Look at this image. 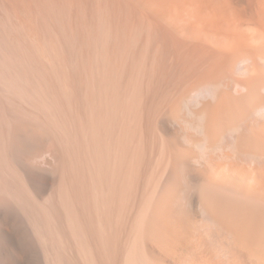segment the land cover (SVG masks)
Listing matches in <instances>:
<instances>
[{
	"label": "bare ground",
	"instance_id": "bare-ground-1",
	"mask_svg": "<svg viewBox=\"0 0 264 264\" xmlns=\"http://www.w3.org/2000/svg\"><path fill=\"white\" fill-rule=\"evenodd\" d=\"M200 211L264 264V0H0V264H214Z\"/></svg>",
	"mask_w": 264,
	"mask_h": 264
},
{
	"label": "rangeland",
	"instance_id": "rangeland-1",
	"mask_svg": "<svg viewBox=\"0 0 264 264\" xmlns=\"http://www.w3.org/2000/svg\"><path fill=\"white\" fill-rule=\"evenodd\" d=\"M174 94L170 93L168 95V97L165 98V109L168 108L171 99ZM201 98V96H198L196 94H194V96L192 95L191 97H189L190 102H188L187 104H189V106H192V104H196L199 99ZM165 114H166V110H165ZM189 114V113H188ZM165 130L169 133V135L173 136V135H181L183 137L184 135V129L182 128L181 124H179L176 120H174L172 118V120L170 119L171 117L166 114L165 115ZM181 126V127H180ZM184 143V141H183ZM168 153V152H167ZM167 161H168V165H167V170L165 171V178L169 173V162L171 161L172 158V154H167ZM171 156V158H170ZM53 155L51 153L50 150H47L41 157V161L42 164L45 162L46 159L52 158ZM169 159V160H168ZM193 164V163H192ZM193 165L199 166V164L194 163ZM169 166V167H168ZM197 178H200V174H197ZM197 186V185H196ZM191 194H192V199H196V197L198 198V194H199V190H198V186L195 188L191 189ZM201 212V216L203 219L207 220L208 223H210L208 225L209 227V234L207 236V240L204 244V251H206L207 253L210 252V254L212 255V261L214 262V264H231L233 262V258L235 254H239V252L243 251L244 248L241 246V244H238V235L232 231L230 229V227H228L227 225L219 222L217 219L215 218H211L206 216V214H204L203 211ZM63 252H66V247L62 246ZM189 249V247L187 248ZM200 248H198V246L192 247L189 250L185 251L184 253H186L188 256H192L196 259H198V257H202L201 254H203L204 252L199 251ZM165 251V254L167 256V258L169 257L168 253ZM175 256V254H173ZM169 261H171L170 258H168ZM121 264L122 260L120 261ZM199 262H201V264H206L203 263V260L200 258Z\"/></svg>",
	"mask_w": 264,
	"mask_h": 264
}]
</instances>
